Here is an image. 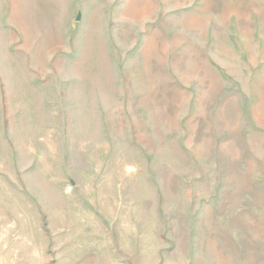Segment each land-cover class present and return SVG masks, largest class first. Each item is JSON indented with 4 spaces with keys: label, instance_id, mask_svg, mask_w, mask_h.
Listing matches in <instances>:
<instances>
[{
    "label": "rangeland",
    "instance_id": "374dc122",
    "mask_svg": "<svg viewBox=\"0 0 264 264\" xmlns=\"http://www.w3.org/2000/svg\"><path fill=\"white\" fill-rule=\"evenodd\" d=\"M0 264H264V0H0Z\"/></svg>",
    "mask_w": 264,
    "mask_h": 264
}]
</instances>
